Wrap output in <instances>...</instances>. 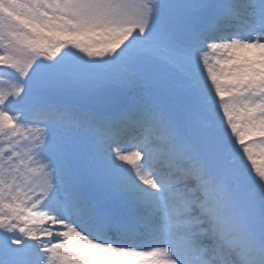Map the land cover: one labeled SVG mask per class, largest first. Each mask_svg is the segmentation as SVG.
Segmentation results:
<instances>
[{"label":"snow or ice","instance_id":"1","mask_svg":"<svg viewBox=\"0 0 264 264\" xmlns=\"http://www.w3.org/2000/svg\"><path fill=\"white\" fill-rule=\"evenodd\" d=\"M0 264H264V0H0Z\"/></svg>","mask_w":264,"mask_h":264}]
</instances>
